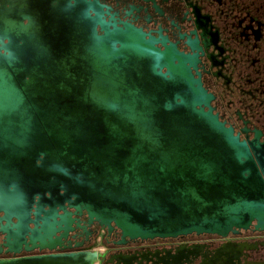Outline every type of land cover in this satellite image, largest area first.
Returning a JSON list of instances; mask_svg holds the SVG:
<instances>
[{
  "label": "water",
  "instance_id": "95a60500",
  "mask_svg": "<svg viewBox=\"0 0 264 264\" xmlns=\"http://www.w3.org/2000/svg\"><path fill=\"white\" fill-rule=\"evenodd\" d=\"M76 3L0 27V264L151 263L85 246L91 227L116 247L263 228L259 160L197 108L188 72Z\"/></svg>",
  "mask_w": 264,
  "mask_h": 264
},
{
  "label": "flooded vegetation",
  "instance_id": "af4514ba",
  "mask_svg": "<svg viewBox=\"0 0 264 264\" xmlns=\"http://www.w3.org/2000/svg\"><path fill=\"white\" fill-rule=\"evenodd\" d=\"M39 1L0 0V27H7L11 15L39 10ZM76 8L99 14L108 29L133 28L172 64L173 72L183 67L203 91L197 108L248 145L264 180V0H77ZM96 31L101 34L98 26ZM255 225L252 221L226 236L191 233L123 247L112 245L119 239L116 232L108 236L91 227L85 246L107 257L133 259L137 254L149 264H264V226Z\"/></svg>",
  "mask_w": 264,
  "mask_h": 264
},
{
  "label": "crops",
  "instance_id": "0c3cea01",
  "mask_svg": "<svg viewBox=\"0 0 264 264\" xmlns=\"http://www.w3.org/2000/svg\"><path fill=\"white\" fill-rule=\"evenodd\" d=\"M94 250H96V248Z\"/></svg>",
  "mask_w": 264,
  "mask_h": 264
}]
</instances>
